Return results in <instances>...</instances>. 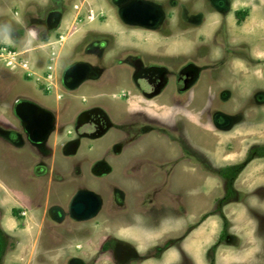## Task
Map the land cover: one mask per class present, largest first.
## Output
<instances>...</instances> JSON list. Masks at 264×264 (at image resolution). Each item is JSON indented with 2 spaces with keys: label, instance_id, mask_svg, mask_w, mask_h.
Returning <instances> with one entry per match:
<instances>
[{
  "label": "rangeland",
  "instance_id": "374dc122",
  "mask_svg": "<svg viewBox=\"0 0 264 264\" xmlns=\"http://www.w3.org/2000/svg\"><path fill=\"white\" fill-rule=\"evenodd\" d=\"M242 1L247 0H227V7L222 10L214 9L210 0H185L187 4L169 5L166 11L172 15L163 21L157 32H150L145 38L116 43L113 36L106 39V34L91 33L87 41L105 40V51L112 55L107 54L106 72L99 81L71 91L61 84V72L69 64V59L63 58L69 43L67 36L64 32H52L44 39L40 36L42 27L32 21L52 8L53 2L0 0V44L5 48L0 52V226L14 244L2 264H64L67 252H61L62 247H56L58 243L67 245L63 250L70 245L74 249V244H83V251H78L91 255L102 234L107 232L103 226L112 229L111 223L124 214L129 222L142 226L152 223L155 227L162 218L155 233L141 241L148 245L172 242L180 248L183 235L215 211L224 187L214 173L225 165L240 163L250 146L264 143V22L257 20L264 16V0H249V5L241 4ZM63 4L66 25L74 32L73 37H81L86 29H102L114 17L108 5L109 15L91 20L85 13L93 5L80 10V7L74 9L69 0H63ZM237 9L251 10L252 20L243 19L238 24ZM22 10L23 24L19 19ZM64 28L61 30H66ZM165 34L168 38L161 37ZM59 35L65 38L61 40ZM149 44L162 46L169 53H163L162 58L156 60L145 57V63L193 64L199 69L195 84L178 93L170 77L164 96L149 100L140 97L128 81L124 85L117 83L118 78L128 79L126 72L130 67L117 61L119 56L134 53L126 47H138L142 51L140 47ZM82 45L85 43L76 47L75 59L83 55V49H79ZM114 51L119 53L115 55ZM150 51L158 53L155 49ZM142 87L148 90L144 84ZM120 88L129 91L126 95H111L121 93ZM92 93L95 95H90ZM27 96H33L55 117L54 130L41 145L27 140L13 113L14 102ZM94 104L110 108V117L115 123L129 119L132 114L137 117L135 137L140 138L137 157L145 158V162L135 175L137 182L118 181L126 191L122 207H117L113 200L110 203L111 196L107 195L100 215L91 219V226L85 229L90 232L89 237L81 241L60 240L61 227L53 223L48 211L58 199L66 201L75 189L70 165L77 158L99 157L104 152L99 149L109 146L118 137L119 129H112L103 139L93 142L82 139L75 155H69L74 147L64 149L73 137L71 125L77 114ZM262 158L251 160L234 181L235 189L241 193L239 200L230 202L233 203L230 208L235 219L233 225L237 229L242 216L246 212L250 216L253 207L252 210H256L255 198L264 195ZM116 172L110 176L112 183H116L113 182ZM58 174L66 176L64 182L55 181ZM207 181L210 184L206 185ZM180 216L183 219L176 222ZM260 217L264 226V215ZM100 222L105 224L98 225ZM219 224H223L221 219ZM231 225L228 217L227 233ZM229 236L232 235L228 233V241L219 243L223 250L217 260L216 249H212L214 243L205 247L206 264H211L212 260L214 264H264V251L254 246L247 247L251 254H245L243 259L225 254L227 242L238 246L242 241L235 236L233 242ZM254 249H257L255 254ZM183 259L180 264H194L187 255Z\"/></svg>",
  "mask_w": 264,
  "mask_h": 264
},
{
  "label": "flooded vegetation",
  "instance_id": "af4514ba",
  "mask_svg": "<svg viewBox=\"0 0 264 264\" xmlns=\"http://www.w3.org/2000/svg\"><path fill=\"white\" fill-rule=\"evenodd\" d=\"M53 7L47 9L43 15H39L37 18H33V24L42 27L40 36L44 39L50 37L52 32L57 34L61 33V24L64 16H66L63 0H51ZM72 2L74 9L80 10L83 6L93 5L96 7H89L86 10V17L93 20H99L103 16H107V5L113 9L112 16L120 27L123 28V34H130L131 29H142L147 32H157L158 27L161 26L169 15H172L166 11L167 6H177L179 3L185 0H69ZM74 1H78L75 2ZM194 2V0H192ZM214 9H226L227 0H210ZM104 3V4H102ZM186 3V2H185ZM184 3V4H185ZM182 4V3H181ZM187 4V3H186ZM181 6V5H180ZM22 17L20 15V21L23 24L25 15L22 10ZM91 14V16H90ZM109 15V14H108ZM167 15V16H166ZM78 18V17H77ZM134 21V22H133ZM136 22L145 23V25H138ZM97 24V22H96ZM26 28V27H24ZM71 31V30H70ZM75 31V30H73ZM84 35L80 39H77L76 43L68 47L64 52V59H69V64L61 72V84L71 91L79 88L81 85L88 82L99 81L106 72L105 59L109 52L105 51L106 41H87V38H91V33L96 35L106 34V39L114 37V41H117V35L107 32L106 30L86 29L83 30ZM20 34L22 30L19 31ZM72 33V32H71ZM61 37V35H59ZM168 34L161 37L168 38ZM84 40V41H83ZM87 41V42H85ZM79 43H85L79 49H83V55L80 58H76V52ZM87 44V45H86ZM1 46V44H0ZM3 47V46H2ZM77 47V48H76ZM132 49L134 53H128L125 57H118V63H123L130 67L129 72H126L128 79L121 77L118 78L120 85H124L126 81L138 92L140 97L145 99H155L164 96V91L170 85V81L173 79V86L175 91L184 92L190 86L194 85L199 75V69L193 64H183L179 66L168 65L159 61H152L145 63L143 58H162L163 53H169L162 46L160 49H155V52L139 51L136 47H126ZM137 51L140 52L137 54ZM131 52V51H130ZM162 52V53H161ZM116 53V54H115ZM119 51H114L117 55ZM110 56L112 55L109 53ZM142 54V55H141ZM144 55V56H143ZM168 56V55H167ZM86 57V58H85ZM110 58V57H108ZM75 64H83L69 71L71 66ZM170 77L171 78L170 80ZM49 78H52V74ZM83 79V80H81ZM81 82L75 87L76 82ZM148 87V90L143 89L142 83ZM49 84L47 83L46 86ZM118 85V84H117ZM95 90V89H94ZM121 93H114L111 95H126L129 89L120 88ZM35 95V94H33ZM90 95H95L92 93ZM104 95V94H103ZM13 113L17 117L27 140L34 145H41L48 141L51 133L54 130L55 117L50 109L41 106L33 96H27L22 99H17L13 104ZM110 108L102 107L101 105H89L83 108L76 117L75 123L71 125L73 131V137L67 141L64 149L71 146L74 147L73 151L69 155H75L82 145V139H87L90 142L103 139L112 129L117 130L116 139L103 149H99L103 152L96 158H77L71 164L72 177L75 184V189L70 197L65 200H59L49 207L48 215L52 219L53 223L58 224L62 230V236L60 240H82L85 237H89L90 232L85 231L90 225L89 221L98 217L105 207L107 195L111 196V201L122 207L123 199L126 195L124 191L117 183L123 182H137L136 173L144 163L143 157H137L138 139L135 134V127L137 117L132 114L127 120L120 121L121 123H115L111 119ZM125 124V125H124ZM125 127V129H124ZM88 148L91 149V145ZM101 148V147H100ZM158 149V148H154ZM70 150V148H69ZM72 150V149H71ZM111 150V152H108ZM114 164L112 165V161ZM163 160L164 158L161 157ZM67 160V159H65ZM64 160V161H65ZM117 171L113 174V178L116 183H112L110 176L113 171ZM119 171V173H118ZM65 175L58 174L55 177L57 183L64 182ZM52 180V178H51ZM110 180V181H109ZM66 181V180H65ZM112 183V184H111ZM70 185V184H69ZM124 214V213H123ZM128 218L124 214L123 217L115 222L111 223L112 229L103 226V230H107L102 234V239L97 245L95 252L91 255H83L78 250L83 251V244H74L71 249V245L63 250V247H67L66 244H60L56 247H62L61 252H67L64 254V264H151L153 259L160 260L163 253L168 249L172 242L161 245L156 243L143 244V241H137L136 238L129 233H135L141 231L146 239V234L153 227L151 224L144 226L137 223L129 222ZM155 224L157 227L161 223ZM100 222L98 225H102ZM105 224V223H104ZM103 224V225H104ZM96 225V224H95ZM110 226V225H109ZM196 226H193L186 234H188ZM184 234V238L186 235ZM226 241L228 235L226 236ZM57 250V249H55ZM155 250V256L153 255ZM61 255V254H60Z\"/></svg>",
  "mask_w": 264,
  "mask_h": 264
},
{
  "label": "crops",
  "instance_id": "0c3cea01",
  "mask_svg": "<svg viewBox=\"0 0 264 264\" xmlns=\"http://www.w3.org/2000/svg\"><path fill=\"white\" fill-rule=\"evenodd\" d=\"M249 1V0H247ZM246 2H241V4H245V5H249ZM253 1V0H252ZM254 2H257L254 0ZM264 2V1H263ZM264 4V3H263ZM239 10V9H237ZM249 12V13H248ZM247 13V16L244 18V20L247 22H250L252 20L251 16V10H249ZM250 20H249V19ZM243 20V21H244ZM259 20V22H264V16H262V18L257 19ZM242 21V22H243ZM64 22V23H63ZM67 19L66 16H64L63 20H62V24H61V28L65 27L64 29L68 30L67 27ZM241 22V23H242ZM63 25V26H62ZM105 26L102 27L103 30H106L107 32L113 33L114 35H117V41L121 42V41H125L127 39L130 38H145V36H148L149 32L144 31L142 29H131L129 30L130 34L128 33L127 35L123 34V28L120 27L119 23H117L115 21V19H111L109 22L104 24ZM255 26V25H254ZM206 28H204L205 30ZM66 30H61V32L65 33V36H67V40L69 41L68 46L66 44V51L68 49V47H70L71 45H73L74 43H76V37H73V33L74 32H70L69 33L66 32ZM117 33V34H116ZM62 38L64 39V36H61V40ZM61 40H59V42H61ZM76 40V41H75ZM70 45V46H69ZM134 46H137L134 44ZM65 47V44L63 46V48ZM138 48V47H136ZM140 50L143 51H148L151 52L150 50L152 49H160V46L158 45L156 47V45H144L143 47H140ZM184 49V47L182 48V50ZM166 51L169 52V50L167 49ZM264 159V157L262 158ZM253 161V160H252ZM251 161V162H252ZM250 163V162H249ZM209 182V183H208ZM210 184V181H207L206 185ZM256 205L255 208L256 210H252L251 209V214L249 216V212H246V215H244V217L242 216V221L239 222V229L235 228V226L233 225L235 219L233 217V214L230 211L231 208V204L233 203H227L223 206V212L224 215L226 216V218L231 222V226L229 228V234H231L232 236H229L231 238V240L234 242L236 241V237L238 236V238H240L242 241L240 242V244L238 246H234L231 243H226V248L224 250L225 254L228 255H233V256H240L241 259H243V256L245 254H251L247 248L248 246H254L256 248H258V250H263L264 251V226L262 225V221L260 220V215L263 214L264 215V195L261 196H257L256 198ZM253 212V213H252ZM260 213V214H259ZM183 219V216H180L177 218L176 222H181L180 220ZM220 217L217 214H211L208 215L205 219H203L194 229H192L188 234H186L184 236V238L182 239V241H180L179 245H181L180 248H177L175 246H170L168 247V249L163 253L162 258L160 260L157 259H153L151 264H180L181 261H184V255H187L189 258H191L192 262H194V264H206V258H205V252L206 249L205 247L208 246V244H212V243H216V240H218L221 232H222V224H219L220 221ZM175 221H173V223H176ZM178 224V223H176ZM154 227V226H153ZM148 231V233L145 235L146 238H148V236H151L155 233L154 229L155 227ZM178 228V227H177ZM157 231V230H156ZM131 234V236H133L134 238H136V240L141 241L143 240L144 234L140 231H136L135 233H129ZM228 241V239H227ZM213 244V245H214ZM246 246V247H245ZM262 248V249H261ZM223 250V245L219 244L215 250V258L216 260L219 257V253ZM257 252V249L253 250L252 253L255 254Z\"/></svg>",
  "mask_w": 264,
  "mask_h": 264
},
{
  "label": "trees",
  "instance_id": "16d2710c",
  "mask_svg": "<svg viewBox=\"0 0 264 264\" xmlns=\"http://www.w3.org/2000/svg\"><path fill=\"white\" fill-rule=\"evenodd\" d=\"M247 15L246 10H237L235 11V17L237 19V23L239 24ZM258 157H264V143L263 144H256L252 145L248 148L245 158L240 163L236 164H228L223 167H221L215 175L220 177V179L223 181V187H224V194L223 196L217 200V207L215 211L212 214L218 213L223 224H222V232L216 241V243L213 245L212 249L215 250L219 243L222 240H225L227 233V219L224 216V214L221 211V208L223 205L232 202L237 201L240 199V192L237 191L234 187V181L240 174V172L244 169V167L254 158ZM14 213H17V211H14ZM14 246L13 242L9 240L8 235L4 232L2 227L0 226V264H2L3 258L7 251H9ZM213 260H212V263Z\"/></svg>",
  "mask_w": 264,
  "mask_h": 264
},
{
  "label": "water",
  "instance_id": "95a60500",
  "mask_svg": "<svg viewBox=\"0 0 264 264\" xmlns=\"http://www.w3.org/2000/svg\"><path fill=\"white\" fill-rule=\"evenodd\" d=\"M134 22V21H133ZM146 23V22H145ZM145 23H140V22H136V24H138V25H145ZM81 65H83V64H75V65H73V66H71V68L69 69V71H71L72 69H74V68H76V67H79V66H81ZM81 80H83V79H81ZM81 80L80 81H78V82H76L73 86H71L72 88L75 86H77L80 82H81Z\"/></svg>",
  "mask_w": 264,
  "mask_h": 264
},
{
  "label": "built area",
  "instance_id": "2783aa9c",
  "mask_svg": "<svg viewBox=\"0 0 264 264\" xmlns=\"http://www.w3.org/2000/svg\"><path fill=\"white\" fill-rule=\"evenodd\" d=\"M3 51H5V48L0 46V52H3ZM10 63H12V62H10Z\"/></svg>",
  "mask_w": 264,
  "mask_h": 264
}]
</instances>
